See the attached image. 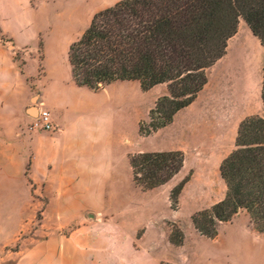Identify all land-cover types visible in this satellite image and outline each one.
<instances>
[{
	"label": "rangeland",
	"instance_id": "1",
	"mask_svg": "<svg viewBox=\"0 0 264 264\" xmlns=\"http://www.w3.org/2000/svg\"><path fill=\"white\" fill-rule=\"evenodd\" d=\"M14 1L0 0V41H7L5 45L10 46L5 39L6 33H15L23 41L30 40L25 48L15 51L13 58L20 74L25 73L26 62L35 59L26 72L32 73L36 69L38 75L26 81L32 93L23 116L7 125L8 130L24 132V153L21 162L8 160L9 173L19 177V181L0 183V264H55L52 257L56 250L47 244V240L68 235L76 223L73 221L67 225V218L63 222L54 221V216L44 213L45 200L37 202L29 194L30 183L26 180L29 173V136L33 131L47 133L31 129L32 116L37 115L34 104L40 92L35 87V80L44 74L45 56L46 65L54 73L70 78L69 46L79 39L94 14L120 0H17L22 4L17 26L8 16ZM254 44L259 54L256 82L254 84V78L250 80L252 93H240V85L229 67L233 68L238 60L241 64L244 55L243 49L234 48ZM228 45L226 55L207 70V84L193 105L177 114L157 137L140 136L138 126L140 122H148L149 110L159 97L167 93L166 85L143 92L137 82H127L124 89L113 87L96 93L87 92L94 96L102 113L103 127L115 135L114 151L121 178L129 177V157L133 155L162 151H180L183 155L179 174L157 187V205L151 213H144V218L141 216L147 223L146 244L141 246L134 241L132 245L123 243L112 247L96 242L92 248V264H264V245L259 247L246 239L239 229L248 224L243 211L238 212L235 224L232 220L219 224L217 236L212 240L200 236L191 223L193 214L209 209L224 197L225 185L219 175V166L234 148L240 119L264 116L254 93L261 88L264 47L242 19H239L236 34ZM72 96L87 101L81 92ZM247 104H250V110ZM255 111L257 114L247 116ZM126 151L128 161L124 156ZM185 177L189 180L177 198L176 209L172 210L170 191ZM135 186L137 190L145 191ZM84 217L88 219L87 215ZM107 217L102 216L103 219ZM172 224L180 229L184 238L187 234V240L184 242L183 239L180 246L168 241ZM142 232L138 230L136 236Z\"/></svg>",
	"mask_w": 264,
	"mask_h": 264
},
{
	"label": "trees",
	"instance_id": "2",
	"mask_svg": "<svg viewBox=\"0 0 264 264\" xmlns=\"http://www.w3.org/2000/svg\"><path fill=\"white\" fill-rule=\"evenodd\" d=\"M239 19L264 47V0H120L94 14L69 46L71 79L94 93L114 82H137L143 92L166 85L167 93L149 110L148 122L139 123V135L147 137L170 125L195 100L207 83L206 71L225 55ZM261 102L264 112V68ZM129 166L133 182L151 190L180 172L183 155L139 153L129 157ZM219 175L224 197L191 216L196 232L212 240L219 224L244 211L253 229L264 235V116L239 123L234 148L221 161ZM188 180L170 191L172 210ZM183 239L172 224L169 243L180 246Z\"/></svg>",
	"mask_w": 264,
	"mask_h": 264
},
{
	"label": "crops",
	"instance_id": "3",
	"mask_svg": "<svg viewBox=\"0 0 264 264\" xmlns=\"http://www.w3.org/2000/svg\"><path fill=\"white\" fill-rule=\"evenodd\" d=\"M21 6L16 0L9 8L8 16L14 26L20 21ZM5 39L10 46L5 45L7 41H0V183L19 181V177L9 173L8 160L21 162L24 153V132L8 130L7 125L23 116L32 93V88L26 85V81L38 75L36 69L32 73L26 72L28 65L35 59L28 60L24 65L25 73L20 74L13 58L15 51L25 48L30 40L23 41L15 33H6ZM231 39L232 37L227 41L226 52ZM44 48L47 51L46 40ZM234 49H243L244 61L240 64L238 60L233 68L229 67V71L240 85L238 91L250 94L253 86L250 80L254 78L255 84L257 77L258 49L255 44L241 45ZM43 65L44 74L35 80V87L40 92L34 105L37 111L42 108L49 112L55 129L53 132L33 131L30 134L29 173L26 180L30 183V197L37 202L45 200L44 213L54 216L56 222H63L64 218H67V225H71L73 221L76 223L68 235L47 240V244L56 250L52 263L92 264V248L96 242L112 247L123 243L132 245L134 241H137L138 245H145L147 223L141 216L144 218V213H151L157 205V188L137 190L130 166L129 177L123 179L119 176L114 151L115 135L103 127L102 113L98 110L94 96L87 93L94 92L77 87L71 77L54 73L46 65V56ZM126 83L114 82L102 90L113 87L124 89ZM79 92L86 96L87 101L72 96ZM254 93L262 106L261 88ZM194 102L177 114L189 109ZM247 108L250 110V104H247ZM254 114H257V111L248 113L247 116ZM34 117L32 116V119ZM162 129L147 137H157ZM127 153L128 151L124 153L126 159ZM238 214L232 219V224L236 223ZM84 215H87L88 219H85ZM244 215L248 224L239 228L241 234L259 247L264 245L263 234L257 233L248 215L245 212ZM102 216L108 217L103 219ZM138 230H143L139 237L136 236ZM186 240L187 234L184 242Z\"/></svg>",
	"mask_w": 264,
	"mask_h": 264
},
{
	"label": "built area",
	"instance_id": "4",
	"mask_svg": "<svg viewBox=\"0 0 264 264\" xmlns=\"http://www.w3.org/2000/svg\"><path fill=\"white\" fill-rule=\"evenodd\" d=\"M31 129L53 132L55 128L49 112L42 108H38L37 115L33 118Z\"/></svg>",
	"mask_w": 264,
	"mask_h": 264
}]
</instances>
